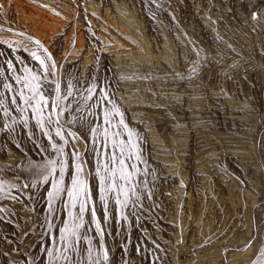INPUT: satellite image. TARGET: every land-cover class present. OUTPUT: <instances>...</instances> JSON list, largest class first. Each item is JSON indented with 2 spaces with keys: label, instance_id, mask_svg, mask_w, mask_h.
Returning a JSON list of instances; mask_svg holds the SVG:
<instances>
[{
  "label": "rangeland",
  "instance_id": "1",
  "mask_svg": "<svg viewBox=\"0 0 264 264\" xmlns=\"http://www.w3.org/2000/svg\"><path fill=\"white\" fill-rule=\"evenodd\" d=\"M20 1L22 13L56 17L59 27H64L57 54L49 51L50 46L42 48L46 63L50 62L46 64L47 90L38 76L43 66L37 60L36 64L27 61L11 47L13 54L0 50V210L8 209L14 216L12 232L0 213V264H87L90 254L85 240L84 244L74 240L69 250L63 239L73 240L65 233L75 209L68 190L74 189L73 180L79 174L84 179V207L94 209L87 191L88 141L94 131L98 137L92 161L94 166L97 162L103 217L112 212L121 218L124 213L131 220L133 211H123L131 199L137 205L149 199L159 201L157 211L142 207L148 222L142 220L138 228L143 232L166 223L170 227L163 232L167 256L163 264H264V0ZM84 17H90L85 27L74 25L83 23ZM24 32L14 21L0 23L5 44L10 39L17 40L14 45L31 42ZM83 32L94 41L95 49L79 50ZM33 41L34 45L37 41ZM105 60L112 74L103 77L99 69ZM33 88L40 90L35 95L39 98L29 101ZM89 90L92 99H88ZM57 97L62 115L52 108ZM117 105L147 129L148 160L141 156L134 132L121 126ZM158 124L168 127L166 138L153 127ZM58 128L63 139L56 135ZM151 158L161 163L163 184L150 176ZM121 159L124 174L131 173L129 180L120 179ZM188 159L198 192L190 198L200 199L201 207L186 212ZM53 160L62 162L63 175L60 164L52 171ZM175 187L183 190L180 211L173 207ZM33 193L34 201L25 203ZM37 201L43 211L37 209ZM184 225L188 229L183 231ZM101 226L100 220L104 232ZM126 229L120 238L132 239ZM183 245L186 249L180 251ZM110 250L106 252L109 264L112 260L114 264H149L139 248L119 254ZM148 253L154 255L153 250Z\"/></svg>",
  "mask_w": 264,
  "mask_h": 264
},
{
  "label": "bare ground",
  "instance_id": "2",
  "mask_svg": "<svg viewBox=\"0 0 264 264\" xmlns=\"http://www.w3.org/2000/svg\"><path fill=\"white\" fill-rule=\"evenodd\" d=\"M9 1V0H8ZM7 1V2H8ZM6 2V3H7ZM5 3V1L4 0H0V23L1 24H4V25H7L9 22H12V21H14L16 24H19V25H21V26H23V29H24V33L26 34V35H28L31 39V42L30 41H26L24 44H22V45H18V44H16V45H14L15 43H16V41L13 43V42H11L10 40H9V42H6V43H9V44H5V43H3L2 41H3V35L1 34L0 35V50H3V51H6V52H8V53H11L12 51L11 50H8L9 49V47H11V48H13L14 50H20L21 52H20V56H22V57H24L27 61H30L31 62V60H37L43 67H42V72H41V74H40V71L38 72L40 75H38V76H41L42 77V83H44V85H45V88L44 89H46L47 90V88H48V83H47V73H46V64H48V63H50V62H48V63H46L47 61H46V55H43V51H42V48L43 47H49L48 49H50L49 51H51L52 53H58V46H59V42H58V40L59 39H61L60 37H61V34H62V31H63V27H59V26H61V25H59L57 22H56V20H55V18L54 17H49V18H47V17H45L44 15H42V14H40L39 13V16L38 17H33V16H31L32 15V13L31 12H29V13H27V12H21L22 10L20 9L21 7H20V4H21V1L20 0H16L14 3H12V4H9V3H7L6 4ZM21 6H22V4H21ZM34 7V6H33ZM35 8V7H34ZM49 9V8H48ZM26 11V10H25ZM158 11V10H157ZM20 12V13H19ZM33 12V11H32ZM159 12V11H158ZM25 13H27L28 14V19L26 18V16H25ZM50 13L53 15L55 12L52 10V9H50ZM62 14V13H61ZM61 14H60V16H61ZM159 14H162V13H159ZM31 17H30V16ZM163 15H165V14H163ZM23 16H25V20H23ZM54 16V15H53ZM59 16V17H60ZM27 19V20H26ZM88 19H90V17H84L83 18V23H80V21H77V22H75L74 23V25L76 24V25H80V26H82L83 25V27H85V25H87V21H88ZM27 21V22H26ZM60 20H58V22H59ZM61 22V21H60ZM59 22V23H60ZM123 22H126V20L123 18ZM65 24V23H64ZM126 26V25H125ZM73 27V26H72ZM71 31V30H70ZM70 31H69V34H71L70 33ZM67 32V31H66ZM67 34L65 33V36H66ZM63 37V36H62ZM66 37H68V36H66ZM70 37V36H69ZM3 38V39H2ZM1 39H2V41H1ZM14 39V38H13ZM26 39H27V37H26ZM5 40V39H4ZM32 40H35V41H37V42H35V44L33 45V43H34V41L32 42ZM80 41H81V45L79 46V50L81 51V49L83 48V49H87L88 50V48H92V47H94L93 49H95V45H94V41L90 38V36L88 35V33H85V32H83V34L81 35V38H80ZM5 42V41H4ZM23 43V42H22ZM98 46V45H97ZM78 50V51H79ZM91 51H93V50H91ZM2 53V52H1ZM0 53V54H1ZM11 54H13V53H11ZM33 54H35V55H33ZM99 54V53H98ZM98 54H96V56L98 55ZM5 55V54H4ZM1 56V55H0ZM6 56V55H5ZM14 56V55H13ZM31 56H33L34 58L33 59H31ZM100 58V57H99ZM98 58V59H99ZM41 61H43V63H41ZM27 63V62H26ZM34 63H35V61H34ZM36 64V63H35ZM78 64V63H77ZM49 65V64H48ZM33 66V65H32ZM74 66V65H73ZM29 67H30V65H29ZM35 68V67H34ZM38 68H40L39 66L37 67V68H35V69H37L38 70ZM74 68V67H73ZM78 68V67H77ZM31 69H32V67H31ZM32 70H34V69H32ZM37 70H36V72H37ZM76 70V69H75ZM31 71V70H30ZM48 71V70H47ZM49 71H51V70H49ZM34 72H35V70H34ZM52 73V72H51ZM104 73L107 75V76H110V73H111V70H110V62H108L107 60H105V61H103L102 62V65H101V68L99 69V75H104ZM35 74V73H34ZM34 74H33V76H34ZM50 74V73H49ZM112 74V73H111ZM90 75V74H89ZM47 76V77H46ZM36 77V76H35ZM50 77H52V76H50ZM90 77V76H89ZM104 77V76H103ZM38 78V77H37ZM76 78V77H75ZM74 78V79H75ZM112 78V77H111ZM110 78V79H111ZM76 79H78V78H76ZM105 79V78H104ZM109 79V78H108ZM108 79H106V81H108ZM38 80H40V78L38 79ZM85 80V79H84ZM37 81V80H36ZM35 81V82H36ZM77 81V80H76ZM86 81H88V77H87V80ZM102 81H103V79H102ZM106 81H104V82H106ZM113 81V80H112ZM38 82V81H37ZM40 82V81H39ZM75 82V81H74ZM79 82V81H78ZM118 82V81H117ZM33 84V83H32ZM31 84V85H32ZM38 84V83H37ZM49 84H50V82H49ZM39 85H40V83H39ZM73 85H74V83H73ZM113 85L114 86H112V83H111V87H115V83L113 82ZM33 86V85H32ZM31 86V87H32ZM35 86V85H34ZM30 88V87H29ZM34 89V88H33ZM32 89V90H33ZM31 90V89H30ZM43 90V89H42ZM45 90V91H46ZM40 91V90H39ZM31 93H32V91H31ZM49 93V92H48ZM40 94V93H39ZM39 94H37L38 96H39ZM42 95H44V93L42 94ZM49 95V94H48ZM47 95V96H48ZM111 95V94H110ZM32 96V95H31ZM37 96V97H38ZM33 97V96H32ZM36 97V96H35ZM36 97V98H37ZM39 98V97H38ZM47 98H49V97H47ZM111 98H113L112 96H111ZM117 100V99H116ZM46 101V100H45ZM112 101V100H111ZM47 102V101H46ZM48 102H49V100H48ZM41 103V102H40ZM118 104V103H117ZM35 105V104H34ZM119 105V104H118ZM116 106V109L118 110V112H119V114H118V117H119V121H121V120H123V124H121V126L122 127H124V128H126V129H128L130 132H134V135L136 136V140L137 141H139V151L141 152V156L143 155L144 156V158H146L147 160H148V157L150 156L149 155V152H150V150L149 149H151L150 148V145L148 144V138H147V135H146V130L147 129H145V128H143V126L140 124L141 122H138V121H135V119H129L128 118V111L126 110V109H124V108H121V107H119V106ZM125 106V105H124ZM26 108H27V106H26ZM47 107L45 106V109H46ZM41 109V108H40ZM43 109V108H42ZM42 111V110H41ZM43 111H44V109H43ZM42 111V112H43ZM47 111V110H46ZM50 111V110H49ZM46 113H48V112H46ZM45 114V113H44ZM36 115H38V114H36ZM49 115V113L47 114V116ZM114 115V114H113ZM117 115V114H116ZM115 115V116H116ZM42 116V115H41ZM49 117H50V115H49ZM45 118V117H44ZM49 122L52 124V125H56L55 123H54V120H52V118L50 119L49 118ZM117 122V121H116ZM119 123V122H118ZM90 125V124H89ZM149 125V124H148ZM162 125V124H161ZM153 127L155 128V130L157 131V133H159L160 135H162L163 137H165L166 138V136L168 135V127H165V126H160L159 124H158V126L157 125H153ZM48 128V127H47ZM91 129V128H90ZM96 131H94V133H93V136L91 137V135H90V137L89 138H91V141H90V139H89V141H88V143H90V145H89V147L88 148H90L89 149V153H88V159H89V161H90V165H91V168L88 170L89 172V174H88V179H87V191H88V193H89V201L91 200L92 201V205L94 206H92L94 209H93V212H90L88 209H90V208H86V207H84L85 205V203H87V202H85L86 200H85V198L86 197H84L85 196V194H84V184H83V181H84V179H82V174L80 175L79 174V180L80 181H82V191L80 192V194H79V196L78 197H73V204L75 205V209H73L74 211H71V212H73L72 214H71V217L69 218L71 221H68L69 222V224H70V226H69V228H68V232H67V230H66V227H65V229L64 230H66V234H67V236H69V238H73V240L72 239H68V237H66L65 236V239H63L64 240V244L66 245L65 247H67L66 249H69V250H72V248H71V246L70 245H72L73 244V241L74 240H79L81 243H83L82 242V240H85V242L84 243H86V245H88V249H89V254H90V256H89V258H88V261H87V264H105V262H107L108 263V257H107V255H106V252L108 251H111L110 249H112V248H114L116 251H117V254H119V252H125V251H129L130 252V250H132V249H135V250H137L138 248L141 250V252L143 253V255H144V257H143V259H145V257H146V254H147V257H148V259H149V264H163V261L164 260H166V254L164 253L165 251H166V248H165V245H164V238H163V232L164 231H166V230H171L170 229V227H168V226H166V224H165V226H161L159 229L156 227L155 228V230H150V229H144L145 231H143V232H141L140 231V229L138 228V223H141L142 222V220H145L146 222H148L147 220H146V212H145V210L142 208V207H146V210L148 209H150V211H157V208H159L160 207V204L158 203V202H156V201H154V200H152V199H149V200H145V201H143L140 205H137V203H136V200H134L133 201V199H131L132 200V202H128V205L125 207V204H124V207H125V209L123 210V211H133V213H132V215H131V220L130 219H128V220H126V217L124 216V213H123V215H122V217L121 218H119L117 215H116V213H112L111 212V209L113 208V202L110 204V206H112V208H110L109 209V211L111 212V214H109V216H108V218H107V221L105 222V218L107 217V216H104L103 217V215H104V213L103 212H101V206H99L98 205V191H97V183H96V178L97 177H95V168L94 167H96V165H97V162H96V165L94 166V163H93V157L95 156L94 154H95V148L97 147L96 146V144L94 143V141H95V139L97 140V137H98V134L97 133H95ZM123 132H125V130H123ZM122 133V132H121ZM127 133V132H126ZM65 136V135H64ZM168 138V137H167ZM108 140V139H107ZM93 144L95 145V146H93ZM87 148V149H88ZM64 149V148H63ZM98 152V151H97ZM110 152V154L112 153V151H109ZM113 155V154H112ZM87 156V155H86ZM109 156V155H108ZM96 157V156H95ZM98 157V156H97ZM110 157V156H109ZM109 159V158H108ZM145 159V160H146ZM73 160H74V156H73ZM156 161V160H155ZM155 161H153L152 160V158H151V160H150V167L151 168H149L150 169V173H151V175L150 176H152L158 183H162L163 184V182H164V180L161 178V177H163L162 175H161V171H162V168H161V163L160 164H158L157 162H155ZM74 162V161H73ZM75 162H76V160H75ZM149 162V161H148ZM78 163V162H77ZM112 163V162H111ZM99 164V163H98ZM191 161H190V159H188L187 160V170H186V173L188 172V173H190V178L188 179V183L187 184H185V185H187V190H188V193L186 194V198H187V203H186V212H188V211H195V209H196V207H198V206H200V199H195V202H193V200L194 199H192V198H190V195H191V193H193V194H198V192H197V190H196V187L194 188V185H193V182H194V180H193V176H195L194 175V173H191L192 172V166H191ZM72 165V164H71ZM77 166V165H76ZM146 167H147V165H146ZM113 168V167H112ZM198 168V167H197ZM116 169V168H115ZM115 169H114V171H115ZM110 171H112L111 169H110ZM108 172V171H107ZM161 172V173H160ZM168 172V171H167ZM87 173V172H86ZM106 173V172H105ZM110 174H111V172H109ZM159 173H160V175H159ZM185 173V174H186ZM169 174V173H168ZM84 175V174H83ZM114 175V174H113ZM113 175L111 176V179H112V177H113ZM186 175H188V174H186ZM105 176V175H104ZM110 176V175H109ZM108 176V177H109ZM73 177V176H72ZM168 177V176H167ZM185 177V176H184ZM83 178H85V177H83ZM105 178V177H104ZM195 178V177H194ZM110 179V180H111ZM103 180V179H102ZM108 180V179H107ZM109 180V181H110ZM166 180V179H165ZM168 180V179H167ZM186 180V179H185ZM184 180V181H185ZM111 181H113V180H111ZM110 181V182H111ZM183 181V182H184ZM106 182V181H105ZM182 182V183H183ZM86 183V182H85ZM186 183V182H185ZM109 184V183H108ZM120 184V183H119ZM165 184V183H164ZM195 184V183H194ZM111 185V184H110ZM116 185V184H115ZM167 185V184H166ZM176 185V184H175ZM113 186V185H112ZM132 186H134V185H132ZM179 186V185H178ZM9 187L11 188V189H14V187L13 186H10L9 185ZM13 187V188H12ZM108 188V187H107ZM111 188V187H110ZM117 188V187H116ZM127 188V187H126ZM169 188V187H168ZM181 188H183L182 186H181ZM181 188H178V187H175L174 188V191H173V195H175L174 197L175 198H173V199H175L174 200V205L175 206H173L174 207V210L176 209H178L179 211H180V209H179V207L181 206V209H182V204H181V200H182V198H184V197H181L182 195H181V193L183 192V190L181 189ZM112 189V188H111ZM130 189V188H129ZM198 189V188H197ZM108 191H110L109 189H107ZM115 190V189H114ZM181 190H182V192H181ZM86 191V190H85ZM127 191V190H126ZM134 191V190H133ZM196 191V192H195ZM186 192V191H185ZM101 193V192H100ZM131 193H133V192H131ZM109 194V193H108ZM124 194V193H123ZM126 194V193H125ZM33 196H32V198H29V199H26L25 200V203H29V204H31V200H33L34 199V193L32 194ZM88 195V194H87ZM184 195V194H183ZM133 196V195H132ZM101 197V196H100ZM115 197V196H114ZM121 197V196H120ZM127 197V196H126ZM69 198H71V197H69ZM125 198V197H124ZM134 198V197H133ZM107 199H109V198H107ZM117 199V198H116ZM106 200V199H105ZM109 200H111V199H109ZM108 200V201H109ZM113 200V199H112ZM127 200V199H126ZM130 200V201H131ZM34 201V200H33ZM38 201H39V199H38ZM38 201H37V203H38ZM88 201V200H87ZM90 201V202H91ZM36 202V201H35ZM122 202V201H121ZM163 202V201H162ZM166 202V201H165ZM41 203V202H40ZM45 203V202H44ZM61 203V202H60ZM71 203V204H72ZM115 203V202H114ZM123 203V202H122ZM171 203V202H170ZM46 204V203H45ZM45 204H43V205H45ZM72 204V205H73ZM89 204V203H88ZM91 204V203H90ZM202 204V203H201ZM73 205V206H74ZM81 205H83V208H84V210H83V212H81L80 211V208H81ZM116 205H117V203H116ZM164 205V204H163ZM41 206H42V204H41ZM40 205H39V203H38V210L39 211H41L42 210V207H41ZM103 206V205H102ZM118 206V205H117ZM168 206V205H167ZM64 207V206H63ZM115 208H117L116 206H114ZM121 207H122V204H121ZM166 207V206H165ZM171 207V206H170ZM201 207V206H200ZM44 208V207H43ZM70 208H71V206H70ZM69 208V209H70ZM74 208V207H73ZM163 208V207H162ZM65 209H68V208H65ZM123 209V208H122ZM136 209H138V210H140V211H143L142 213H139ZM159 209H161V208H159ZM45 210V212H43V213H46V209H44ZM92 210V209H91ZM104 210V209H103ZM0 211H2V210H0ZM43 211V210H42ZM68 211H70V210H68ZM159 211V210H158ZM161 211V210H160ZM0 213H2L1 215L2 216H4V217H6L7 218V220L9 221V223H10V227L11 228H9V230L10 231H12L13 232V223H14V216H13V214L11 213V211L10 210H8V209H5V210H3L2 212H0ZM48 214V213H47ZM51 214H52V210H51ZM50 214V215H51ZM45 216H47V215H45ZM66 216V215H65ZM49 217L50 216H48V219H49ZM64 217V216H63ZM69 217V216H68ZM60 218V217H59ZM48 219H45V220H48ZM56 219V218H55ZM67 219V218H66ZM50 220V219H49ZM48 220V221H49ZM51 220H53V219H51ZM65 220V219H64ZM102 221V225L103 226H101V227H104V232H102V231H100V227H99V221ZM55 221V220H54ZM62 221V220H61ZM66 221V220H65ZM47 222V221H46ZM51 222V221H50ZM57 222V221H56ZM56 222H54V223H56ZM185 222V221H184ZM49 223V222H48ZM47 223V224H48ZM59 223V222H58ZM64 224V223H63ZM149 224V223H148ZM163 224V223H162ZM185 224H186V222H185ZM51 225V224H50ZM187 225V224H186ZM186 225H184V229H183V231L184 230H186V229H188V226H186ZM59 226H61V223H60V225ZM59 226H58V231L60 230L59 229ZM65 226V225H64ZM67 226V225H66ZM98 227H99V229H98ZM127 227H129V234H130V236L132 237V239H130V238H126V239H124V238H120V236L123 234V229H124V231H127ZM60 228H62V226L60 227ZM144 228V227H143ZM146 228V227H145ZM151 228V227H150ZM51 229H52V227H51ZM63 229V228H62ZM103 230V229H102ZM49 231H50V228H49ZM48 231V232H49ZM99 231V232H98ZM147 231V232H146ZM47 232V233H48ZM53 232H54V230H53ZM63 232V231H62ZM102 232V233H101ZM49 233H51V231L49 232ZM59 233V232H58ZM101 235H100V234ZM46 234V233H45ZM53 234V233H52ZM62 234V233H61ZM65 234V235H66ZM84 234H86V236L84 237ZM63 236V235H62ZM51 237H52V235H51ZM55 237V236H54ZM101 238V239H100ZM56 238H54V240H55ZM61 238H60V236H59V234H58V237H57V240H58V242L59 243H62V240H60ZM53 240V239H52ZM57 240H55V241H57ZM78 242V241H77ZM58 243V244H59ZM83 243V244H84ZM76 244V243H75ZM56 245H57V243H56ZM61 245V244H60ZM79 245H82V244H79ZM59 246V245H58ZM76 247V246H75ZM87 247V246H86ZM86 247H84V246H82V248L83 249H85ZM59 248V247H58ZM75 249V248H74ZM73 249V250H74ZM184 250V249H186V247L183 245L182 247H181V249H180V251L181 250ZM80 251V249L78 248L77 249V251ZM151 250H153V256L151 257L150 255H149V251H151ZM71 252H73V251H71ZM67 253V252H66ZM77 253V252H76ZM81 253H82V250H81ZM87 253V252H86ZM74 254H75V252H74ZM80 254V253H79ZM88 254V255H89ZM83 257H85V256H83ZM105 257H107V259H105ZM63 258V257H62ZM72 258V257H71ZM79 258V257H78ZM69 258H67V261L69 262V260H68ZM80 259V258H79ZM78 259V260H79ZM110 259V258H109ZM75 260V259H74ZM108 260V261H107ZM64 261H66L65 259H64ZM73 261V260H72ZM167 261V260H166ZM82 262V261H81ZM110 262V261H109ZM60 263H62V262H60ZM65 263V262H64ZM86 263V262H85ZM84 263V264H85ZM111 263V262H110ZM65 264H67V263H65ZM69 264H71V263H69ZM73 264V263H72ZM75 264V263H74ZM80 264V263H79ZM83 264V263H82ZM109 264V263H108ZM112 264H114V260H112Z\"/></svg>",
  "mask_w": 264,
  "mask_h": 264
},
{
  "label": "snow or ice",
  "instance_id": "3",
  "mask_svg": "<svg viewBox=\"0 0 264 264\" xmlns=\"http://www.w3.org/2000/svg\"><path fill=\"white\" fill-rule=\"evenodd\" d=\"M33 55H35V54H33ZM41 63H43V61H41ZM33 79H35V77H33ZM5 87H8V86L6 85ZM56 87H57V90L59 91L60 86L57 85ZM89 91H90V95L88 96V99H92L91 90H89ZM33 93H34L33 97H29L28 98L29 101H31L32 99H34L35 98V95L39 94V89L38 88H34L33 89ZM68 95L71 96L72 95V92L69 91ZM64 98L66 99V97H64ZM60 99H61L60 97H57V99L52 102V108H53V110L56 111V114L57 115H62L63 114V111H64L63 108H61L59 106V100ZM40 102H41V108H43L47 104V102L44 101V97H43L42 94L40 95ZM116 111H117V114H119L118 110H116ZM106 122H107V118H106ZM57 123H58V121H57ZM120 123L123 124V120H121ZM56 135L57 136H61V139H63V136L61 135V132H60L59 128L56 131ZM70 135H71V133H70ZM129 135H131V133H129ZM53 147H55V145H53ZM59 151L62 153L63 150L62 149H59ZM113 163H115V158H113ZM119 163L121 165V173H122L121 176H120V179L129 180L130 179V176H131V173H128L127 175L124 174V166H125L124 159H121L119 161ZM57 164H60L61 165V167H60V174L63 175V164H62L61 161H56V160L50 161V165L53 166L52 167V171L53 172L55 171V167L54 166L57 165ZM49 174H51V173H49ZM45 179H47V176L45 177ZM113 179H114V176H113ZM73 185H74V189L68 190V195H69V197H74V196L75 197H78L79 194H80V192L82 191V181H80L79 178L77 177V178H75L73 180ZM54 187H56V186L54 185ZM113 187H115V184H113ZM56 191L59 192V191H61V189L59 187H56ZM51 195H53V194L50 193V196ZM102 199H103V197H102ZM83 210H84L83 205H81L80 211L83 212ZM106 258L107 257H105V259Z\"/></svg>",
  "mask_w": 264,
  "mask_h": 264
}]
</instances>
